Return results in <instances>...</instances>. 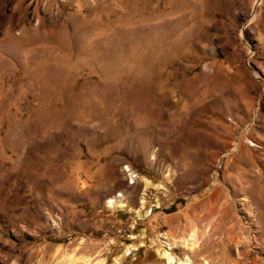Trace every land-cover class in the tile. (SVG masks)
Instances as JSON below:
<instances>
[{"label":"rangeland","instance_id":"obj_1","mask_svg":"<svg viewBox=\"0 0 264 264\" xmlns=\"http://www.w3.org/2000/svg\"><path fill=\"white\" fill-rule=\"evenodd\" d=\"M165 250L264 264V0H0V264Z\"/></svg>","mask_w":264,"mask_h":264},{"label":"bare ground","instance_id":"obj_2","mask_svg":"<svg viewBox=\"0 0 264 264\" xmlns=\"http://www.w3.org/2000/svg\"><path fill=\"white\" fill-rule=\"evenodd\" d=\"M115 200L111 199L110 200V205L114 206ZM121 206H125V203H121ZM138 216L142 215H149L151 213V210L148 209L144 214L141 213L140 210L137 209L136 211ZM195 231H192L188 234V236L184 239V242L191 247H194L196 243V238H195ZM171 248V245L170 247ZM163 256L166 258L168 264H191V261L189 257L185 258H177L170 250H165L163 253ZM53 264H105L103 260H99L97 262H92V259L90 257H82V256H77L74 253H63L61 256L57 257Z\"/></svg>","mask_w":264,"mask_h":264}]
</instances>
